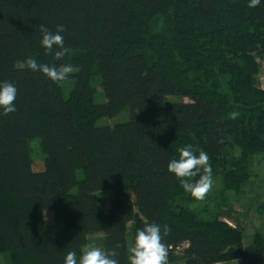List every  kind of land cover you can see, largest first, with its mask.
Masks as SVG:
<instances>
[{
	"label": "trees",
	"instance_id": "16d2710c",
	"mask_svg": "<svg viewBox=\"0 0 264 264\" xmlns=\"http://www.w3.org/2000/svg\"><path fill=\"white\" fill-rule=\"evenodd\" d=\"M249 2L0 0V84L18 90L16 111L0 108V253H9V264H64L69 251L79 259L95 233L104 234L103 250L129 264L146 223L171 229L169 264H264L263 233L245 245L244 226L196 206L167 170L179 148L205 151L213 180L222 179L220 206L256 177L264 154V0ZM41 24L66 27L71 52L62 60L45 52ZM29 57L71 64L74 86L67 93L64 80L28 69ZM126 108L127 121L97 124ZM35 138L40 170L30 151ZM105 190L113 193L108 210L97 194Z\"/></svg>",
	"mask_w": 264,
	"mask_h": 264
},
{
	"label": "clouds",
	"instance_id": "9594fccd",
	"mask_svg": "<svg viewBox=\"0 0 264 264\" xmlns=\"http://www.w3.org/2000/svg\"><path fill=\"white\" fill-rule=\"evenodd\" d=\"M261 0H250L248 6L255 8ZM42 35L41 45L47 54H53L55 60H62L66 54L71 52L70 48L64 46V37L61 35L66 31L64 25H57L55 32L46 25H40ZM56 49V50H54ZM26 67L32 71H39L53 82L63 81L75 69L71 64L48 65L39 63L35 58L29 57L24 62ZM17 88L10 82L0 84V108L3 114L8 115L16 111L15 100ZM230 118L239 117V112L229 114ZM198 151V155L195 153ZM179 158L170 160L167 170L178 178L185 192L190 193L195 199L203 200L213 186L212 167L209 155L189 144L178 149ZM196 177H199L196 179ZM171 229L165 225L163 230L156 223H146L142 229H137L134 244L128 249L129 264H169V247L164 243V237L168 236ZM119 247V245H117ZM118 253L115 249L102 250L94 245H89L82 251L77 259L76 251L67 252L64 264H119L115 258Z\"/></svg>",
	"mask_w": 264,
	"mask_h": 264
},
{
	"label": "rangeland",
	"instance_id": "374dc122",
	"mask_svg": "<svg viewBox=\"0 0 264 264\" xmlns=\"http://www.w3.org/2000/svg\"><path fill=\"white\" fill-rule=\"evenodd\" d=\"M260 81L261 85L264 86V60H260ZM93 85L95 87V101L104 102L106 95L102 86V80L99 75L93 78ZM63 88L68 93L74 86V81L67 78L62 83ZM185 101L188 98H183ZM167 100H181L177 96H168ZM131 117V110L129 108L124 109L115 117H102L98 120V125L110 124L113 125L117 122L127 121ZM30 151L33 158L36 170L44 168V153L40 144V139L35 138L30 141ZM42 164V168L40 167ZM257 172L256 177L252 179V183L247 187V191L242 197H236L233 192L229 194L228 203L220 206L218 201L219 194L222 190V179L213 180V186L203 200H197L195 203L198 207H208L214 212H218L220 209L223 211L224 219L229 221L233 225L244 226V244L247 245L252 241V237L256 231L264 234V154L256 157V163L254 167ZM102 199V205L105 210H108L111 206L113 193L110 190L100 191L97 193ZM262 210V213H261ZM220 212V211H219ZM47 222L53 221V212L46 211ZM130 240V235H128ZM104 234L95 233L88 237L86 246L83 247L85 250L89 245L104 249L103 247ZM9 253H0V264H9ZM233 262H221L216 264H232ZM185 264V263H178Z\"/></svg>",
	"mask_w": 264,
	"mask_h": 264
},
{
	"label": "crops",
	"instance_id": "0c3cea01",
	"mask_svg": "<svg viewBox=\"0 0 264 264\" xmlns=\"http://www.w3.org/2000/svg\"><path fill=\"white\" fill-rule=\"evenodd\" d=\"M260 60H261V59H260ZM260 60H259V63H260ZM263 60H264V59H263ZM260 70H261V63H260ZM260 70H259V80H260V75H261V74H260V73H261ZM260 82L262 83V81H260ZM261 86H262V85H261ZM262 88H264V86H262Z\"/></svg>",
	"mask_w": 264,
	"mask_h": 264
}]
</instances>
